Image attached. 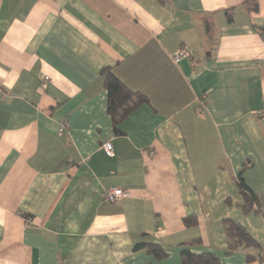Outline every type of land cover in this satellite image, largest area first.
Listing matches in <instances>:
<instances>
[{
  "label": "crops",
  "instance_id": "obj_1",
  "mask_svg": "<svg viewBox=\"0 0 264 264\" xmlns=\"http://www.w3.org/2000/svg\"><path fill=\"white\" fill-rule=\"evenodd\" d=\"M262 58L264 0H0V264H264ZM105 68L148 98L120 133ZM227 218L261 251H230Z\"/></svg>",
  "mask_w": 264,
  "mask_h": 264
},
{
  "label": "trees",
  "instance_id": "obj_2",
  "mask_svg": "<svg viewBox=\"0 0 264 264\" xmlns=\"http://www.w3.org/2000/svg\"><path fill=\"white\" fill-rule=\"evenodd\" d=\"M104 86L108 92V112L114 121V130L116 133L121 131L118 128L119 122L129 114L133 109L144 102H148L145 94L135 91L128 87L110 68H105ZM237 186L241 196L239 206L241 210L248 214L252 211H259L260 200L256 194L245 182L242 173L237 178ZM188 225H195L197 218L186 217ZM225 229L229 241L230 251L246 247L255 248L261 251L262 245L258 242L241 224L231 218L224 220ZM200 238L192 242H199ZM147 247L150 252L160 257L164 254L161 245L155 243L140 242L136 244V249ZM260 261H263L264 253L261 251ZM183 264H223L220 259L212 252L195 253L188 248H184L181 254ZM255 258L254 254L248 253V260Z\"/></svg>",
  "mask_w": 264,
  "mask_h": 264
},
{
  "label": "built area",
  "instance_id": "obj_3",
  "mask_svg": "<svg viewBox=\"0 0 264 264\" xmlns=\"http://www.w3.org/2000/svg\"><path fill=\"white\" fill-rule=\"evenodd\" d=\"M184 57H191V53L187 47L182 46L176 51L174 58L176 60H179ZM260 64L264 66V58L261 59ZM48 78L49 77H47V79ZM263 118H264V114H263ZM62 125H63V128L65 129L69 126V123L64 122ZM103 149L106 152V154L109 156H115L116 154L115 147L111 139H108L103 143ZM127 195H128V192L124 190L123 188L113 186V187L106 188L103 191L102 198H103V201L106 203H117L120 200H122L124 197H126Z\"/></svg>",
  "mask_w": 264,
  "mask_h": 264
}]
</instances>
